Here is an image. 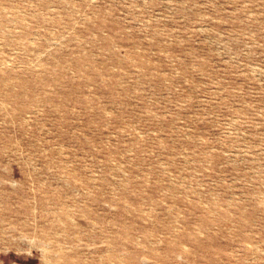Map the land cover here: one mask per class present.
Instances as JSON below:
<instances>
[{
  "label": "rangeland",
  "instance_id": "1",
  "mask_svg": "<svg viewBox=\"0 0 264 264\" xmlns=\"http://www.w3.org/2000/svg\"><path fill=\"white\" fill-rule=\"evenodd\" d=\"M0 223V264L121 230L134 264H264V0H0Z\"/></svg>",
  "mask_w": 264,
  "mask_h": 264
},
{
  "label": "bare ground",
  "instance_id": "2",
  "mask_svg": "<svg viewBox=\"0 0 264 264\" xmlns=\"http://www.w3.org/2000/svg\"><path fill=\"white\" fill-rule=\"evenodd\" d=\"M7 196L9 195L8 194L6 195V192H5L4 197H7ZM19 201H20L19 204L10 205L7 208H4L2 211L3 213H8L11 216H14V215L18 216L16 220H11V223H15L16 225H18V223L23 222L22 225L24 228L31 229L33 227L32 214L34 213L35 208L32 206L30 201H28V203L25 202L26 200L24 201L20 199ZM46 209L47 208H45V211ZM55 212L57 211L55 210ZM56 216L57 218H60L59 215L56 214ZM40 226H41V229L44 231L52 228V229H55L57 233L59 232L58 228L60 227V225L55 219H52V222L50 225L46 223V220L45 221L43 220ZM4 229H5V225L0 223V230H4ZM125 235H126V232H122L121 230V231H118V235L115 238H112L110 236L107 239L109 245L116 244L118 251H116L115 253L111 252V253H107L105 255L100 256L98 258L99 260L98 262L100 264H134L135 263L134 261L136 260H133V261L127 260V258L125 257V254L121 252V248L126 245L125 240H123ZM135 257L137 258V255H135ZM132 258L133 257H130L129 259H132Z\"/></svg>",
  "mask_w": 264,
  "mask_h": 264
}]
</instances>
